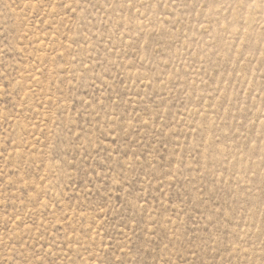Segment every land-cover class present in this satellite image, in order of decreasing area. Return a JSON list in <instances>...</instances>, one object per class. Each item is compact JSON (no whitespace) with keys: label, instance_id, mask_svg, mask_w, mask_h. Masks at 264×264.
<instances>
[{"label":"rangeland","instance_id":"obj_1","mask_svg":"<svg viewBox=\"0 0 264 264\" xmlns=\"http://www.w3.org/2000/svg\"><path fill=\"white\" fill-rule=\"evenodd\" d=\"M0 264H264V0H0Z\"/></svg>","mask_w":264,"mask_h":264}]
</instances>
